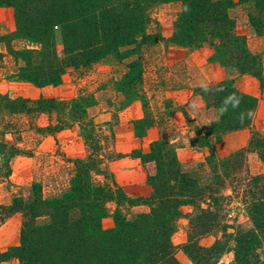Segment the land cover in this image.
I'll list each match as a JSON object with an SVG mask.
<instances>
[{
  "label": "trees",
  "instance_id": "trees-1",
  "mask_svg": "<svg viewBox=\"0 0 264 264\" xmlns=\"http://www.w3.org/2000/svg\"><path fill=\"white\" fill-rule=\"evenodd\" d=\"M166 3L179 6L169 40L172 45L192 49L207 45L213 61L263 80V58L249 50L229 11L246 5L250 26L264 37V0H0V8H12L15 22L14 30L0 33L3 77L38 88L57 86L71 67L86 66L146 43L148 10ZM127 78L131 76L126 73L122 79L133 90L131 99L142 102L144 95L137 93L139 79ZM199 95L217 116L198 125L189 137L192 146L207 149L202 160L190 166L181 162L172 135L166 132L172 110L165 102V108L159 110L160 115H152L154 123L149 122L145 130L157 126L159 134L150 142L148 152L138 150L137 155L154 163V172L147 176L151 192L131 197L114 173L101 165V154L94 149V133L101 124L88 113L96 104L93 94L82 91L64 99L0 93L4 175H9V161L20 152L5 139L7 134L19 132L14 122L17 116L47 114L46 126L32 124L38 133L54 134L80 124L93 135L87 136L93 151L72 160L73 175L65 191L45 198L40 184L33 182L28 196L17 194L8 205H0V222L14 213L22 218L19 243L0 250V263L19 257L26 264H181L172 235L187 215L183 251L193 264H264V130H253L245 147L226 156L214 150L224 134L251 127L257 98L239 91L232 80L210 84L200 89ZM237 98L239 104L234 106ZM192 119L187 117L190 123ZM143 122L134 121L137 128ZM145 132H136V137ZM113 140L111 131L109 147ZM247 153L257 155L263 165L261 172L249 171ZM100 175L103 181L96 179ZM233 200L249 217L248 230L228 222L225 205ZM109 202L115 205L114 226L104 228L102 219L109 212ZM138 204L147 205L148 211L128 217L125 206ZM184 206L191 211L184 214ZM212 232L221 235L210 246L200 245L198 240ZM227 252L233 253L230 262L219 263Z\"/></svg>",
  "mask_w": 264,
  "mask_h": 264
},
{
  "label": "rangeland",
  "instance_id": "rangeland-1",
  "mask_svg": "<svg viewBox=\"0 0 264 264\" xmlns=\"http://www.w3.org/2000/svg\"><path fill=\"white\" fill-rule=\"evenodd\" d=\"M178 10L179 6L175 3L154 5L148 10L150 22L147 26V39H144L147 44L125 48L120 55L107 56L86 66L71 67L63 74L62 82L57 86L38 88L27 85L26 82L9 80L3 77L4 69L0 67V93L64 99L76 96L82 91L93 94L96 104L89 108L88 113L101 124L94 133V149L101 154V165L107 166L114 173L116 181L123 185L129 196H147L151 192L147 176L154 172V163L137 155L138 150L148 152L150 142L159 134L161 129L157 126L147 129L146 132L145 130L149 122L154 123L152 115H160L159 110L165 108V102L172 110L171 116L166 113L170 121L166 132L172 135L177 155L187 166L202 160L207 152L205 148L192 146L189 137L194 135L198 125L207 124L217 117L215 109L206 108L199 95L200 89L210 84L232 80L239 91L257 98L251 127L224 134L220 143L213 146L217 155L226 156L245 147L253 130H264V77L260 81L251 75L239 73L233 67L213 61L207 45L196 49L172 45L169 40ZM247 11L246 5L239 4L229 11V15L236 24L237 32L245 36L249 50L260 54L264 61V37L257 35L250 26ZM14 29L12 8H0V33ZM57 47L61 49L60 41ZM128 53L130 56L121 58ZM8 58L5 63L10 66ZM126 73L131 76L127 79H139L137 93L144 95V100L137 102L136 111L134 106L128 109L134 100L131 99L133 90L129 89L127 83H123L122 78ZM187 117L193 118L194 122L190 123ZM139 119L144 122L137 128L134 121ZM14 122L19 126V132L7 134L5 139L16 144L20 152L9 161L8 176L3 174L6 170L0 161V205H8L17 194L28 196L33 182L40 184L41 194L45 198L61 194L69 186L73 175L72 160L93 151V145L87 144L91 140L87 141V136L92 138L93 135L85 132L80 124H73L54 134L38 133L32 124L46 126L49 123L47 114H40L35 118L21 115L15 117ZM111 131L114 140L109 147ZM115 131H118V141L115 140ZM136 132H145V135L139 138L136 137ZM246 162L251 173L262 171L263 165L256 154L247 153ZM96 179L104 180L101 175L96 176ZM107 206L109 212L102 219V226L111 228L114 226L112 211L115 205L109 202ZM125 208L128 217L148 211L145 204L127 205ZM225 208L227 220L234 228L248 230L251 227L249 217L237 200L228 202ZM182 210L186 214L191 211V207L184 206ZM21 222L19 213H14L0 222L1 251L19 243ZM187 224L188 218L184 215L172 235V241L177 246L176 257L181 264H193L183 251V244L187 240ZM220 235V232H212L201 237L198 242L200 245L210 246ZM232 256V252L223 254L219 263L230 262ZM26 263L27 261L21 262L19 257H11L0 264Z\"/></svg>",
  "mask_w": 264,
  "mask_h": 264
},
{
  "label": "crops",
  "instance_id": "crops-1",
  "mask_svg": "<svg viewBox=\"0 0 264 264\" xmlns=\"http://www.w3.org/2000/svg\"><path fill=\"white\" fill-rule=\"evenodd\" d=\"M6 8V7H5ZM8 9V8H7ZM27 85H30L31 86V84H29V83H27ZM46 87H48V86H45V87H41V88H46ZM50 87H53V86H50ZM137 102H139V100H134L133 101V103L128 107V109H130L131 107H135V111H136V104H137ZM187 102V101H186ZM186 107V106H185ZM115 140H119V135H118V131H115ZM117 143V142H116ZM117 177V176H116ZM118 178V177H117ZM126 183H128V182H126ZM123 186V185H122Z\"/></svg>",
  "mask_w": 264,
  "mask_h": 264
},
{
  "label": "clouds",
  "instance_id": "clouds-1",
  "mask_svg": "<svg viewBox=\"0 0 264 264\" xmlns=\"http://www.w3.org/2000/svg\"><path fill=\"white\" fill-rule=\"evenodd\" d=\"M238 104H239V99L237 98V99L235 100V102H234V106H238Z\"/></svg>",
  "mask_w": 264,
  "mask_h": 264
}]
</instances>
